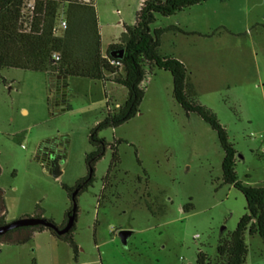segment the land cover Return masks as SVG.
<instances>
[{"label": "rangeland", "instance_id": "1", "mask_svg": "<svg viewBox=\"0 0 264 264\" xmlns=\"http://www.w3.org/2000/svg\"><path fill=\"white\" fill-rule=\"evenodd\" d=\"M145 0H95L101 51L119 43ZM210 14L232 33L226 42L244 50L224 72L202 75L192 64L194 38L162 37L161 53L184 59L190 81L201 85L197 101L215 114L236 151L235 173L245 186H264V0H212L175 17H156L151 29L193 27ZM234 60V58H232ZM122 74V72H120ZM47 77L0 70V189L4 224L39 214L60 227L70 206L62 185L72 188L88 174V135L109 109L122 105L126 90L111 81L68 78L64 108L57 110ZM138 114L99 137L116 146L118 164L109 172L110 149L93 168V183L76 197V253L48 231L24 245L0 241V264H195L198 253L213 262L246 213L243 195L223 184V152L217 136L172 97L169 73L156 71L145 83ZM199 92V91H198ZM52 144V149H45ZM61 175L49 171L53 157ZM108 177L104 184V179ZM150 206V210L147 206ZM187 208V210H185ZM131 232L124 246L118 233ZM246 264H264V242L243 236Z\"/></svg>", "mask_w": 264, "mask_h": 264}, {"label": "trees", "instance_id": "2", "mask_svg": "<svg viewBox=\"0 0 264 264\" xmlns=\"http://www.w3.org/2000/svg\"><path fill=\"white\" fill-rule=\"evenodd\" d=\"M29 1L33 2V10L24 18L21 11ZM208 1L145 0L136 13L133 26L124 27L120 42L110 44L102 53L95 0H0V70L8 68L66 79L111 81L126 90L124 103L114 110L109 109L107 103L104 119L89 132L88 142L92 151L85 158L87 176L72 188L62 185L70 206L59 229L65 226L72 212V194L76 192V202V197L92 186L93 168L107 149L112 153L109 172L117 167L116 146L122 141L108 144L99 137V133L105 129H115L135 117L145 96V81L156 71H162L171 75L174 101L186 114L197 115L215 132L223 152L222 182L240 192L246 201V213L240 218L236 229L226 239L220 238L215 260L211 262L206 255L198 253L195 264H246L248 252L244 234L256 235L264 242V186L250 187L238 181L235 173L236 151L228 140L225 128L219 124L213 112L197 101L185 64L174 56L161 53L162 37L166 33L209 38L216 31L203 35L187 32L179 26L151 29L157 16L170 18ZM59 19L66 21V29H58ZM119 50L123 51L122 58L110 56V53ZM54 56L58 59L55 60ZM60 159L53 157L57 163H61ZM107 180L108 177L104 179V184ZM146 206L148 210L151 209L149 205ZM3 216V192L0 189V227L6 225ZM33 217L42 219L39 214ZM45 221L54 225L52 220ZM43 231L66 242L76 253L72 238L74 227L62 236L41 226L23 227L0 236V241L24 245L35 233Z\"/></svg>", "mask_w": 264, "mask_h": 264}, {"label": "crops", "instance_id": "3", "mask_svg": "<svg viewBox=\"0 0 264 264\" xmlns=\"http://www.w3.org/2000/svg\"><path fill=\"white\" fill-rule=\"evenodd\" d=\"M211 1L212 0H209L208 2L204 4L193 7L191 9H198V8L206 7L209 5ZM191 9L186 10V11H190ZM201 15H205V14L204 13L200 14V16L197 19L196 18L194 19V22L195 21L197 22L196 26L193 25V27H188L186 23L179 24V22H178V25H176V26L183 28L187 32L199 33L203 35L210 34L211 32L216 31V33L212 37H209V38H204V37H200L196 35L185 36V37L194 38L192 42V56H193L192 64L194 65L193 67H195L196 69L198 68L199 72L202 75L209 76L210 74L212 75L215 71L224 72L225 68L229 66L230 61H234L236 65H241L242 57H245L246 52L240 49V47L239 48L234 47L233 49L230 46L231 43L226 42L228 41L226 40L227 37H233L234 35H231V34H234V33L224 28L223 26H219L216 20L214 19V17L211 16L210 14H207L206 17L201 16ZM228 32L231 34H229ZM169 33H172V32H169ZM100 34H101V31H100ZM161 48H162V45H161ZM163 55L174 56L175 58L180 60L182 63H184L185 66L187 67L186 65L187 63L185 62V60L177 57L175 54H163ZM232 58H234V60ZM187 70H188V77H189L188 67H187ZM67 80L68 79H66V84H67ZM189 81H190V78H189ZM190 83L194 87L195 94H199L201 92V85H196L195 83L191 81ZM58 107L60 108V106Z\"/></svg>", "mask_w": 264, "mask_h": 264}, {"label": "water", "instance_id": "4", "mask_svg": "<svg viewBox=\"0 0 264 264\" xmlns=\"http://www.w3.org/2000/svg\"><path fill=\"white\" fill-rule=\"evenodd\" d=\"M122 55H123L122 50L110 53V56L112 58H119L120 59V58H122ZM47 78H48V76H47ZM63 79H64L65 85H66V87H64V89H63L64 94H65V92L67 91V84H66V78H63ZM63 108H64V104H62L60 106V108L57 107L56 109L59 110V109H63ZM49 173L54 179L59 178V176L61 175V173L59 171V165L54 160L51 161V169H50ZM75 196H76V192H74L72 194V199H71L72 200V212H71V214L68 215L67 222L63 228L59 229L55 225H52V224L46 222L45 220H43L41 218L25 217V218H21L17 221H14L10 224H6L4 226H1L0 227V236H2L4 234H6L7 232L14 230V229L23 228V227H38V226L53 230L57 236H62L64 234L68 233L72 229V227L74 226L75 219H76ZM118 236H119L121 244L125 246L127 244L128 238L131 236V232L120 231L118 233Z\"/></svg>", "mask_w": 264, "mask_h": 264}, {"label": "flooded vegetation", "instance_id": "5", "mask_svg": "<svg viewBox=\"0 0 264 264\" xmlns=\"http://www.w3.org/2000/svg\"><path fill=\"white\" fill-rule=\"evenodd\" d=\"M47 84L49 87V90L51 91L52 99L53 102L56 103V105L61 106L65 102V98L68 94V90L64 94V87L65 81L62 77L60 76H48L47 78ZM52 144L48 145L45 149H52Z\"/></svg>", "mask_w": 264, "mask_h": 264}, {"label": "built area", "instance_id": "6", "mask_svg": "<svg viewBox=\"0 0 264 264\" xmlns=\"http://www.w3.org/2000/svg\"><path fill=\"white\" fill-rule=\"evenodd\" d=\"M32 10H33V2L32 1L26 2L22 8L21 15L25 18L26 16H29L31 14ZM58 29L59 30L66 29V21L65 20L59 19ZM54 58H55V60L58 59L57 56H54Z\"/></svg>", "mask_w": 264, "mask_h": 264}]
</instances>
